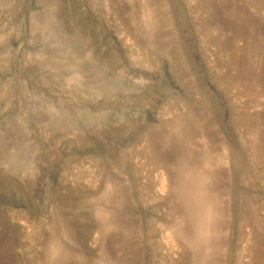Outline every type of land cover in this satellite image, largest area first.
Returning <instances> with one entry per match:
<instances>
[{
	"label": "rangeland",
	"instance_id": "1",
	"mask_svg": "<svg viewBox=\"0 0 264 264\" xmlns=\"http://www.w3.org/2000/svg\"><path fill=\"white\" fill-rule=\"evenodd\" d=\"M0 264H264V0H0Z\"/></svg>",
	"mask_w": 264,
	"mask_h": 264
}]
</instances>
